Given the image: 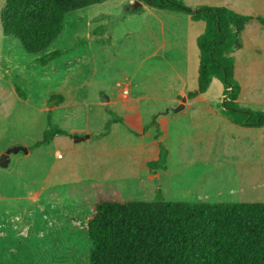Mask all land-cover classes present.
Instances as JSON below:
<instances>
[{
  "label": "rangeland",
  "instance_id": "1",
  "mask_svg": "<svg viewBox=\"0 0 264 264\" xmlns=\"http://www.w3.org/2000/svg\"><path fill=\"white\" fill-rule=\"evenodd\" d=\"M127 1L107 0L68 13L61 35L48 48L63 53L47 65L40 63V55L27 54L16 39L5 37L0 27V149L26 143L23 147L31 152L29 157L12 154L21 160L12 158L6 168L0 167V212L9 202L10 215L26 212L32 226L31 239L13 237L0 243V264H89L92 245L85 220L102 198L152 201L160 190L172 202H197L206 194L202 202L264 203V135L241 138V157L237 148L222 149L225 138L196 137L190 128H182L188 126L181 119L185 114L165 115L170 93L160 89L165 80L151 74V66L159 62L146 58L152 48L148 25L126 10L133 0ZM182 2L191 9L223 7L264 18V0ZM4 6L0 0V12ZM163 14L178 15L158 12L165 22ZM98 25L107 31L97 39L109 38L110 43L89 39ZM149 27L162 42L161 25ZM239 39L243 48L231 55L240 69L243 97L238 105L264 112V26L252 19ZM53 95L61 96L62 103L50 100ZM48 116L63 134L49 145L32 148L42 139ZM116 117L123 122L106 125ZM168 126V135L161 139ZM85 135L89 138L74 142ZM9 138L19 139V144L7 146ZM231 142L234 147L236 142ZM159 156L165 169L158 167ZM40 185L39 210L24 199Z\"/></svg>",
  "mask_w": 264,
  "mask_h": 264
},
{
  "label": "trees",
  "instance_id": "2",
  "mask_svg": "<svg viewBox=\"0 0 264 264\" xmlns=\"http://www.w3.org/2000/svg\"><path fill=\"white\" fill-rule=\"evenodd\" d=\"M107 0H5L0 27L5 37L16 39L30 55H40L42 65L57 59L62 50L48 48L61 35L65 16L75 10L102 4ZM154 10L189 15L205 27L196 39L198 49L197 88L187 93L192 99L207 91L213 79L223 87L221 114L232 124L246 128L264 127V112L239 107L240 86L234 76L232 53L241 47L240 34L246 23L264 18L243 16L223 7L191 9L183 0H137ZM107 31L98 25L89 39ZM93 37V38H92ZM15 91L23 96L15 84ZM56 105L63 98L51 96ZM123 122L119 117L107 121ZM148 126L144 128L147 130ZM156 132V138L158 137ZM63 134L48 116L42 139L32 148L49 145ZM158 167L165 169L159 156ZM92 248L89 264H264V203L172 202L160 190L152 201L102 198L92 206L85 220Z\"/></svg>",
  "mask_w": 264,
  "mask_h": 264
},
{
  "label": "crops",
  "instance_id": "3",
  "mask_svg": "<svg viewBox=\"0 0 264 264\" xmlns=\"http://www.w3.org/2000/svg\"><path fill=\"white\" fill-rule=\"evenodd\" d=\"M134 1L136 0H133V2ZM127 2H132V0H128ZM158 12L165 11H155L152 8L143 6L142 12L136 15L141 20H143V25H148L147 43L152 48H150L146 58L147 60L154 59L159 62V64L151 66V68L153 69L151 74L157 78H162L165 80V85H160V89L163 91H169L170 93L169 97L166 99V105L169 108H175L181 103L182 97H185L186 101L183 103V109L179 112L185 114L183 115V117H181V119H187V122L185 123H187L189 127L184 126L182 128H185L187 130L190 128L193 135L196 133V137L204 138V136H206L209 138L212 135H216V137H219L220 139L225 138V141L227 142L222 146V149L228 152L231 150V148H237L239 150V154L237 155L242 157L244 155L243 149L245 147L240 142V139L248 137L250 135L257 136L261 133L264 135V127H241L230 123L221 114L220 110L222 109L221 103L223 100V87L217 79L212 80L210 87L205 93L200 94L192 99H187L186 97L188 92L194 91L197 88L199 52L196 46V39L204 31V23L201 21H192L189 15L182 13H177L178 15L163 14L164 19L168 18V22H165V20L161 19V17L157 15ZM128 15H125L122 18V25L126 21ZM149 25H161V29L163 31L162 42L158 40L156 33L149 27ZM180 27L181 29H179V31L181 32L182 36L179 37V35L177 34V29ZM166 29L168 30V37H166ZM162 48H164V50L161 53L160 50ZM242 48L243 45L239 50L236 51H241ZM236 51L233 53V55L236 53ZM239 71L240 69L238 67V62L235 60L234 76L240 86L241 83L239 81ZM213 86L214 89H212ZM242 92L243 91L240 87V94L237 99L238 103L243 97ZM46 111L47 109L44 108L40 112L45 113ZM168 113L173 112L169 111ZM164 124H166V121H164ZM38 129L41 133V125H38ZM169 129V126L165 130L161 129V139H164L165 136L168 135ZM19 141L20 140L17 138H9L6 142V145L9 147L18 145ZM231 141L236 142L234 144V147H231V145L229 144ZM22 145L24 146L27 144L22 143ZM3 152V148L0 149V153ZM30 154L31 152L28 151V153L24 154L23 156L29 157ZM11 155L9 156V163L13 162L12 158H14L16 163L19 162L22 158L18 155H15L14 157H12ZM223 155H226V153H224ZM58 156L59 155H57V158ZM42 191L43 187H41L40 185L38 187V190L36 188V192L30 194V196L25 198L24 201H29L30 204H33L36 209L40 210L42 208ZM206 196L207 195L205 194L204 198H199L197 202H202V199H205ZM19 199H21L19 200L20 202L23 201L22 198L19 197ZM6 204H9V202ZM6 204L4 206L5 209L0 212V218L2 217L0 222V243L10 242L13 237H21L26 240L31 239L32 236L30 233H28V231L30 228H32V226L29 223V218L25 217L26 214L24 215V213L26 212L22 211L21 214L14 215L12 217L10 215V208H8L9 206L7 207ZM16 223H20V226H17ZM28 244H30V241L27 243V245Z\"/></svg>",
  "mask_w": 264,
  "mask_h": 264
},
{
  "label": "water",
  "instance_id": "4",
  "mask_svg": "<svg viewBox=\"0 0 264 264\" xmlns=\"http://www.w3.org/2000/svg\"><path fill=\"white\" fill-rule=\"evenodd\" d=\"M142 6V3H140L139 1H134L133 3L129 4L127 7H126V10L127 11H134L136 10L138 7ZM104 101H108V98L107 97H103ZM186 101V98L185 97H182L181 99V103L175 107V108H168L166 109V111L164 112V114L168 113L169 111L170 112H173V113H177L179 112L180 110L183 109V103ZM224 100H222L223 102ZM89 136L88 135H85V136H80V137H74V142L77 143L79 141H82V140H85V139H88ZM18 152H23L24 154L28 153V149L26 147H23V146H13V147H10L9 149H7L6 151H4L3 153L0 154V167L1 168H6L9 164V156L11 154H17Z\"/></svg>",
  "mask_w": 264,
  "mask_h": 264
},
{
  "label": "built area",
  "instance_id": "5",
  "mask_svg": "<svg viewBox=\"0 0 264 264\" xmlns=\"http://www.w3.org/2000/svg\"><path fill=\"white\" fill-rule=\"evenodd\" d=\"M124 92L126 93L127 91H126V90H124ZM0 229H1V227H0Z\"/></svg>",
  "mask_w": 264,
  "mask_h": 264
}]
</instances>
